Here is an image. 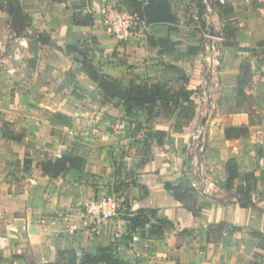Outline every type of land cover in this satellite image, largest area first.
I'll return each mask as SVG.
<instances>
[{"label": "crops", "instance_id": "1", "mask_svg": "<svg viewBox=\"0 0 264 264\" xmlns=\"http://www.w3.org/2000/svg\"><path fill=\"white\" fill-rule=\"evenodd\" d=\"M19 1L31 35L21 44L26 35L16 37L10 26L11 46L0 58V116L10 127L0 122V264H67L61 252L75 251L80 261L83 252L96 255L102 248L128 264H264V0H229L222 11L215 6L208 26L235 35L225 41L221 82L211 85L208 99L197 96L208 75L206 33L196 26L195 34L183 21L199 15L194 0H170L179 24L139 27L125 44L109 36L99 12L126 0ZM76 15L92 16L93 24L76 25ZM69 45L91 48L93 64L125 86L159 83L172 92L195 91L193 120L178 126L173 110L161 103L151 112L127 114L123 102L104 100L82 71V57L64 51ZM16 48L22 60H14ZM244 64L250 66L246 80ZM200 99H207L211 113L203 115ZM121 121L123 130L116 127ZM201 126L208 132L211 169L204 181L214 182L216 192L198 197L196 215L166 184L188 183V147ZM87 127L102 134L87 138ZM231 127H248L250 135L228 140ZM64 154L83 157L84 170L58 178L42 172L40 163ZM231 159L240 175L257 177V201L247 207L236 199L243 178L226 188ZM105 195L119 203V215L85 223L83 204ZM202 203L209 206L200 209ZM142 209L157 210L173 227L162 235L131 234L129 219ZM52 215L62 216L58 224L52 225Z\"/></svg>", "mask_w": 264, "mask_h": 264}, {"label": "trees", "instance_id": "2", "mask_svg": "<svg viewBox=\"0 0 264 264\" xmlns=\"http://www.w3.org/2000/svg\"><path fill=\"white\" fill-rule=\"evenodd\" d=\"M201 2L202 1L200 0V4L198 5L199 16H202L204 12ZM144 5L145 1L126 0L124 7H126L129 11L138 14L142 20L145 21L143 12ZM218 6L220 11H222V9L226 8L228 4H218ZM4 9L11 17L10 26L12 33L16 37L24 36L30 25L31 19L25 13L20 1L6 0V6ZM74 22L76 25L90 26L93 24V18L92 16L80 18L76 15L74 16ZM199 25V29L202 30L205 28L206 24L202 21ZM229 34L235 35V32H229L226 28L223 32L225 41ZM38 39L43 43H50L48 36L40 35L38 36ZM64 51L69 55H78L82 57V71L98 85V88L102 91L106 100H119L123 102L127 114H132L142 110H149L151 112L158 103H161L164 107L173 110V114L177 117L178 126H185L193 120L195 114L193 96L195 91L182 88L178 92H172L159 83L130 84L129 86H125L120 80L103 74L93 64L92 60L89 59L88 53L84 48H80L77 45H69L64 49ZM241 71L244 80L250 77V66L248 64L242 65ZM239 83L241 85V81ZM159 135L160 134H157L158 143L163 145V140ZM249 135L250 130L248 127H231L225 130V138L228 140L247 138ZM86 165L87 162L83 157L73 154H64L59 156L55 161L48 160L40 163L42 172L50 178H58L73 170L82 171ZM226 169L228 173L226 182L227 190H232L235 187L236 181L239 178H243L246 185L238 188L237 198L243 207L252 205L253 202L251 201V197L253 192L256 190L257 184L256 175L254 173L240 175L235 159L228 161ZM166 188L173 192V197L176 200L184 204V206L190 209L194 214L198 215V212L197 210H194V207L198 205V197L200 195L195 188L186 183L179 185L167 183ZM208 206L209 204L202 203L200 209ZM129 221L131 234L137 232L138 230H143L144 235H162L166 228L173 227V223L171 221L158 218L157 210L154 209L139 210L129 219ZM129 237H131V235ZM60 260H66L67 264H128L118 257V255L110 248H102L96 255L83 252L80 261L78 260V254L75 251L61 252Z\"/></svg>", "mask_w": 264, "mask_h": 264}, {"label": "built area", "instance_id": "3", "mask_svg": "<svg viewBox=\"0 0 264 264\" xmlns=\"http://www.w3.org/2000/svg\"><path fill=\"white\" fill-rule=\"evenodd\" d=\"M202 6L204 9L203 15H197L195 17V21L199 24L203 21L205 24H208L210 15L214 12V8L216 5H226L229 3V0H201ZM106 28L110 32L109 34L114 38L119 44H125L131 40L134 36L135 31L137 28L146 26V21L142 20V18L135 14L123 4H105L100 12H99ZM200 26V25H199ZM206 43L204 44V62L207 69V79L202 88L204 97L208 99L211 95V85L217 84L219 81L218 72L222 66L223 62V50L222 46L225 42V37L223 33L214 34L209 32L205 35ZM26 38H23L21 44H26ZM23 59L22 52L19 48H16L14 53V60L19 61ZM210 93V94H209ZM118 129L123 130L127 127L125 121H121L117 126ZM85 136H88L92 133L93 136L97 137L102 134L100 129H94L90 132H84ZM73 134V132H71ZM203 137V131H198V134L194 136L195 146L194 152L195 156L193 157V163L196 162V181H192L191 185L195 188L199 194L204 196H209L212 194V187L215 186L214 182L212 181H204L207 178L206 170H204V165L202 164L201 160H203V152L204 147L201 143ZM194 145V144H193ZM200 156V157H199ZM201 173V174H200ZM203 173V176H202ZM201 175V177L199 176ZM253 201L256 202V197H253ZM121 207L116 199L112 196H105L101 198H96L84 206V211L82 213L83 220L85 223L88 221L91 224H104L110 220H113L119 215ZM61 215L58 218L53 220V224H56L61 219Z\"/></svg>", "mask_w": 264, "mask_h": 264}, {"label": "rangeland", "instance_id": "4", "mask_svg": "<svg viewBox=\"0 0 264 264\" xmlns=\"http://www.w3.org/2000/svg\"><path fill=\"white\" fill-rule=\"evenodd\" d=\"M189 1V0H188ZM195 1V5H199L200 4V0H194ZM5 6H6V0H0V58H1V56L3 55V54H7L8 53V51H6V48H9V46H11V44H10V40L11 39H9V35H10V24H11V17L8 15V14H6L5 13V11L3 10L4 8H5ZM218 6V5H217ZM216 6V7H217ZM198 15V14H197ZM210 18H211V15H210ZM210 18H209V21H210ZM216 23H219V20H218V18L216 17ZM184 22H185V25L187 26V27H192L193 28V30L195 31V34H196V31H200V30H198V29H196V26H198V23L195 21V19H193V18H186L185 20H183ZM104 23V22H103ZM105 25V24H104ZM105 27V30L107 31V33L109 34L110 32L108 31V29L106 28V25L104 26ZM143 26H141V28H142ZM202 31L204 32V33H206V34H208L209 32H212V33H214V34H220V33H222L221 32V30H216L215 28H213V27H211L210 25L208 26V24H206L205 25V28L204 29H202ZM25 35H26V33H25ZM31 34L29 33H27V35H26V37L25 38H28L29 36H30ZM33 36V35H32ZM109 36L112 38V36L109 34ZM112 39H114V38H112ZM202 39H203V41H204V44L206 43V39H205V37L203 36L202 37ZM115 40V39H114ZM117 42V41H116ZM224 46H225V43L223 44V46H222V50L224 51ZM84 49H85V51H87V53H88V55H90L91 54V52L90 51H92V49L91 48H87L86 47V45H84V47H83ZM62 49V48H61ZM1 61V60H0ZM0 69H1V62H0ZM220 70V69H219ZM218 78H219V81H218V83H220L221 82V80H220V76L218 75ZM177 86H175V88H176ZM218 87V86H217ZM214 92H216V86H215V91ZM212 94H213V92H211ZM210 94V93H209ZM197 96H199V97H203L204 98V95H203V90L202 89H200V90H198V92H197ZM199 97H198V99H199ZM216 97H218V96H216ZM104 100H106V99H104ZM200 101H201V103H202V105L201 106H203V115L205 116V115H207V113H211L210 111H211V109H210V107L208 108L207 107V105L205 104L206 102H207V99H205V100H201L200 99ZM205 102V103H204ZM197 104L194 102V106H196ZM205 106H206V108H205ZM210 109V110H209ZM0 122L2 123V122H5L4 121V117L1 115L0 116ZM2 127L4 128V129H6V130H10V127H8L7 126V124L6 123H2ZM203 131V137H202V140H201V143H202V145H203V147H204V152H203V160H201V162H202V164L204 165V170H206V173H207V175H209L210 173H211V169H210V166H209V163H208V161H207V157H206V151H207V148H208V132H207V128L205 127V126H201L199 129H198V131ZM83 131L84 132H90L91 131V129H90V127H87V128H85V129H83ZM198 131H196L195 132V134H194V136L195 135H197L198 134ZM71 132H73V134H71ZM71 135H74L75 133H76V131L75 130H71L70 132H69ZM194 136L192 137V140H191V143H190V145H189V147H188V152H189V155L187 156L188 158H187V162H186V167H184V168H186V170H187V173H188V176L190 177V179L188 180V183L187 184H190L191 185V182L192 181H196V178H197V176H196V173H195V171H196V162H194L193 163V157L195 156V152H194V146H195V141H194ZM87 138H91V139H96L97 137H95V136H93L92 135V133L90 134V135H88V136H86ZM194 144V145H193ZM200 157V156H199ZM201 174V173H200ZM200 177H201V175H199ZM202 176H203V173H202ZM211 191H212V193H214V192H216V188L215 187H212V189H211ZM199 195H201L202 196V194H199ZM105 196H109V195H105ZM105 196H103V197H105ZM204 196V195H203ZM256 200H257V198H256ZM88 203V202H87ZM85 204L86 203H84L83 204V206H82V211H81V213L80 214H82L83 213V211H84V206H85ZM51 218L53 217V215L52 216H50ZM55 217V216H54ZM54 217L51 219V220H53L54 219ZM56 224H58V222L56 223ZM52 225H55V224H53V221H52Z\"/></svg>", "mask_w": 264, "mask_h": 264}, {"label": "water", "instance_id": "5", "mask_svg": "<svg viewBox=\"0 0 264 264\" xmlns=\"http://www.w3.org/2000/svg\"><path fill=\"white\" fill-rule=\"evenodd\" d=\"M146 26L153 24H179L170 0H147L143 8ZM251 197V201H253ZM238 200V198H236Z\"/></svg>", "mask_w": 264, "mask_h": 264}]
</instances>
